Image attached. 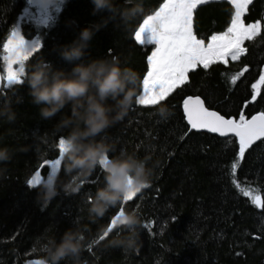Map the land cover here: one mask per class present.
I'll return each mask as SVG.
<instances>
[{
    "label": "trees",
    "instance_id": "16d2710c",
    "mask_svg": "<svg viewBox=\"0 0 264 264\" xmlns=\"http://www.w3.org/2000/svg\"><path fill=\"white\" fill-rule=\"evenodd\" d=\"M27 1L0 0V52ZM117 3L125 7L135 0ZM162 3L143 0L144 13L127 23L119 16L110 19L89 42L85 57L68 62L60 54L62 47L76 40L85 27L101 23L111 14L104 11L93 15L92 0H64L51 26L41 31L39 50L26 62L25 83L0 91V107L10 103L16 113L11 123L0 117V148H7L10 155L9 160L0 161V264L38 260L46 229L48 235L59 239L77 227L85 237L81 264H264V209L240 196L228 176V166L238 152L236 139L189 131L182 111V101L188 96L201 97L206 107L226 118L238 119L241 111L251 118L264 110V87L255 101L251 87L264 73V31L256 41L245 42L247 52L240 60L208 70L198 67L189 73V82L166 101L157 106L134 102L128 115L107 129V139L113 145L110 156L122 150L135 151L140 158L152 156L149 167H155L150 187L132 201L110 208L103 218H90L91 197L104 184V170L99 166L79 193L66 195L62 185L68 176L62 162L54 179L58 195L47 207L38 202L46 182L35 187L27 183L44 159L60 158L58 141L67 130H57L55 125L64 113L70 115L69 105L51 120L40 117V106L33 104L29 95L28 67L43 58L53 70L71 72L81 62L117 57L122 67L138 73V96L148 71L147 56L154 46L139 45L135 31ZM233 12L225 0L200 5L193 14V30L207 43L211 35L230 26ZM257 20L264 25V0H253L245 15L246 24ZM245 67L248 71L230 87V75ZM3 68L0 59V72ZM162 105L171 112L167 119L158 114ZM46 173L47 168L41 170L43 179ZM237 178L259 186L264 196V140L246 152ZM121 207L136 211L143 221V245L138 253L108 247L117 234L115 230L105 240L93 243ZM145 223L152 224L150 230L145 229ZM61 264L74 262L67 258Z\"/></svg>",
    "mask_w": 264,
    "mask_h": 264
},
{
    "label": "clouds",
    "instance_id": "9594fccd",
    "mask_svg": "<svg viewBox=\"0 0 264 264\" xmlns=\"http://www.w3.org/2000/svg\"><path fill=\"white\" fill-rule=\"evenodd\" d=\"M46 4L52 0H44ZM93 15L108 11L111 15L101 23L85 27L71 44L64 45L61 56L68 62L81 61L96 32L105 27L110 19L119 16L124 23L144 13L143 0H135L131 6L121 7L117 0H92ZM23 54L32 57L30 47H23ZM26 82L32 103L40 106L39 114L44 120H51L70 105V115L64 113L55 128L63 131L62 162L68 179L62 190L66 195L81 191L97 167L104 170V184L91 197L88 208L90 218L100 219L110 208L120 205L133 194L148 188L154 174L149 167L151 155L140 158L135 151L122 150L110 156L113 145L107 139V129L122 121L137 100L139 75L129 67H122L117 57L98 58L81 62L71 70H53L43 58L28 67ZM158 114L167 119L171 112L167 106H160ZM0 117L14 122L16 113L10 103L0 107ZM10 159L7 148H0V161ZM58 195L54 181L45 183L38 196V202L47 205ZM117 234L108 242V247L119 248L128 253H138L143 245L141 228L143 221L136 211L124 210L115 217ZM42 236L41 255L38 264H61L72 258L74 264H81L80 257L85 248V237L81 230L70 228L57 239L55 234ZM102 234L109 232V226L101 228ZM110 234V233H109Z\"/></svg>",
    "mask_w": 264,
    "mask_h": 264
},
{
    "label": "snow or ice",
    "instance_id": "6c2138e0",
    "mask_svg": "<svg viewBox=\"0 0 264 264\" xmlns=\"http://www.w3.org/2000/svg\"><path fill=\"white\" fill-rule=\"evenodd\" d=\"M215 0H163L161 6L153 14L143 19L134 39L139 45L146 43L145 33H150L147 43H156L155 49L147 56L148 71L142 80V91L137 96L136 104L141 106H157L166 101L178 89L189 82V73L198 67L204 70L213 65H228L229 61H238L246 54L245 42H254L264 31V25L260 20L253 23L245 22V15L253 0H228L234 12L231 16L230 26L225 31L213 34L206 43L205 39L198 38L193 30V14L197 7ZM27 45L25 37L14 27L2 45L0 59L4 68L0 72V84L6 88L25 83L24 61L28 59L23 54V47ZM29 47V46H28ZM32 52L39 50L38 45L30 47ZM247 67L229 77L230 87L247 72ZM255 101L264 87V73L259 76L256 83L252 84ZM246 106V105H245ZM182 111L189 131L206 130L209 133L218 134L220 137L235 138L238 152L228 166L230 182L237 193L249 199L257 209H264V196L261 195L259 186H253L246 179L242 182L237 178V170L245 158L246 152L258 141L264 140V110L254 114L251 118L241 111L239 118H226L220 112L210 110L205 106V101L199 96H188L182 101ZM62 140L58 141L60 158L44 159L38 165L37 170L27 182L30 187L42 183L41 170L51 166L53 171L62 164ZM231 143V141H229ZM103 169V168H102ZM51 181V180H49ZM150 187V186H149ZM140 193V192H139ZM138 193L124 201L130 202ZM124 211L121 207L118 217ZM110 218L109 232L99 236V241L105 240L112 233L115 219ZM156 222L153 221L152 224ZM152 224L145 223L146 230H150ZM35 251V249H33ZM29 264L38 262L29 261Z\"/></svg>",
    "mask_w": 264,
    "mask_h": 264
},
{
    "label": "rangeland",
    "instance_id": "374dc122",
    "mask_svg": "<svg viewBox=\"0 0 264 264\" xmlns=\"http://www.w3.org/2000/svg\"><path fill=\"white\" fill-rule=\"evenodd\" d=\"M63 3L64 0H52V3L49 4H46L44 0L27 1L25 9L18 17L14 27H16L25 37L29 47L38 45L40 48L43 42V38L41 40V31L51 26L56 16L60 13ZM148 39H150V33H145V45H153L155 49L157 46L156 43H147ZM3 87L4 86L2 85V89ZM58 171L59 167L55 170V172L51 166L47 167V173L43 182L47 183L49 180L54 181Z\"/></svg>",
    "mask_w": 264,
    "mask_h": 264
},
{
    "label": "water",
    "instance_id": "95a60500",
    "mask_svg": "<svg viewBox=\"0 0 264 264\" xmlns=\"http://www.w3.org/2000/svg\"><path fill=\"white\" fill-rule=\"evenodd\" d=\"M2 90V84H0V91ZM193 131H196V130H193ZM197 132H206V133H209V132H207L206 130H201V131H197ZM210 134H213V135H217V136H219L218 134H214V133H210ZM220 137V136H219ZM222 138H227V137H222ZM259 142V141H258ZM258 142H256V143H258ZM255 145V144H254ZM42 181H43V179H42ZM41 184V183H40ZM32 262H38V260L36 259V260H32ZM29 264V263H28Z\"/></svg>",
    "mask_w": 264,
    "mask_h": 264
}]
</instances>
